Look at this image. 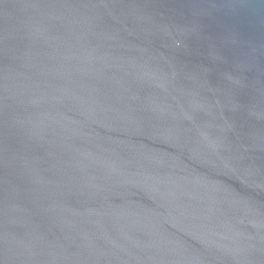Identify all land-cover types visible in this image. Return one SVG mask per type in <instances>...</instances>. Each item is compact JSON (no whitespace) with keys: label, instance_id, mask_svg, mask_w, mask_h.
Segmentation results:
<instances>
[{"label":"water","instance_id":"obj_1","mask_svg":"<svg viewBox=\"0 0 264 264\" xmlns=\"http://www.w3.org/2000/svg\"><path fill=\"white\" fill-rule=\"evenodd\" d=\"M0 264H264V0H0Z\"/></svg>","mask_w":264,"mask_h":264}]
</instances>
